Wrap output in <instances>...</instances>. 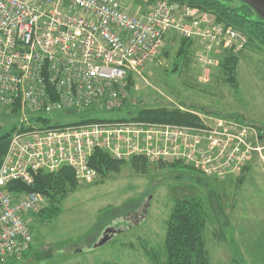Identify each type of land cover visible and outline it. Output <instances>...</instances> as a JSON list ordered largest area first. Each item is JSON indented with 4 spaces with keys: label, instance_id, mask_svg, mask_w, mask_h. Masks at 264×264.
<instances>
[{
    "label": "built area",
    "instance_id": "built-area-1",
    "mask_svg": "<svg viewBox=\"0 0 264 264\" xmlns=\"http://www.w3.org/2000/svg\"><path fill=\"white\" fill-rule=\"evenodd\" d=\"M144 1L133 12L123 0H0V103L20 111L28 126L16 129L24 131L13 134L0 164V263L30 249L26 216L47 203L41 192L8 186L32 187L39 171L68 165L79 179L94 180L96 150L116 159L184 164L222 179L264 159L262 132L240 118L188 109L180 110L195 114L197 123L130 117L61 123L44 116L103 108L107 98L111 108L126 98L129 77L155 59L171 31L200 40L206 52L238 51L246 41L210 12L170 0H151L147 8Z\"/></svg>",
    "mask_w": 264,
    "mask_h": 264
},
{
    "label": "rangeland",
    "instance_id": "rangeland-1",
    "mask_svg": "<svg viewBox=\"0 0 264 264\" xmlns=\"http://www.w3.org/2000/svg\"><path fill=\"white\" fill-rule=\"evenodd\" d=\"M148 1L147 8L152 4ZM123 2L133 12L145 5L144 0ZM183 38L174 31L166 35L159 54L133 78L125 101L115 102L118 107L108 108L107 98L102 109L44 116L50 122L75 123L129 118L143 108L166 106L244 119L264 135V50L255 46L240 53L234 87L214 60H220L224 48L206 52L194 38L185 57L180 53ZM210 59L214 63H207ZM21 116L0 103V136L16 127ZM172 163L148 160L136 169L125 161L107 176L78 178L76 189L57 201L58 215L43 211L49 207L47 199L39 214L26 216L33 237L30 249L0 264H160L165 260V221L177 198L191 197L205 205L204 237L212 264H264V159L256 158L241 173L223 179ZM107 227L110 238L100 244Z\"/></svg>",
    "mask_w": 264,
    "mask_h": 264
},
{
    "label": "trees",
    "instance_id": "trees-1",
    "mask_svg": "<svg viewBox=\"0 0 264 264\" xmlns=\"http://www.w3.org/2000/svg\"><path fill=\"white\" fill-rule=\"evenodd\" d=\"M178 4H187L199 10L212 13L216 21L225 26H232L238 30L246 41L242 48L234 51V47L225 49L220 55L218 64L226 80L234 87H237V65L240 53L248 47H259L264 50V19L257 14L251 6L239 0V4L232 3V0H170ZM181 55H187V48L193 43V39L183 38ZM190 44V45H189ZM178 64V62H176ZM133 76L129 77V88L134 85ZM121 101H125L123 98ZM120 101V102H121ZM120 103L113 104L112 108L118 107ZM102 109V108H100ZM17 110V109H14ZM130 118L153 121H167L182 124H192L199 121L195 114L182 111L180 109H171L166 106L147 107L140 109ZM97 118L82 119L81 121H97ZM102 120H108L104 118ZM28 126L20 123L0 136V163L4 158L13 134L16 130ZM263 135V133H262ZM131 162L136 168H144L148 162L143 156H134L130 160L116 159L108 154L107 151L96 150L90 158V166L98 172V176H107L111 172H118L123 163ZM162 165L165 163L161 162ZM171 166L182 165L172 163ZM79 184V179L72 166L63 165L58 170L39 171L34 177V185L28 187L14 181L8 188L12 191H36L43 193L48 199V206L43 210L50 217L59 214V207L56 205L60 198L67 192L75 190ZM207 225V212L203 201L196 197L177 198L171 209L168 218L165 221V260L160 264H212L209 252L206 248L204 237Z\"/></svg>",
    "mask_w": 264,
    "mask_h": 264
},
{
    "label": "water",
    "instance_id": "water-1",
    "mask_svg": "<svg viewBox=\"0 0 264 264\" xmlns=\"http://www.w3.org/2000/svg\"><path fill=\"white\" fill-rule=\"evenodd\" d=\"M243 1L244 3L248 4L249 6H251L253 8V10L259 14L263 19H264V0H241ZM67 113H75V110L74 109H68L67 110ZM263 138V136H262ZM112 229L110 228L109 230L107 229L106 232L108 231H111ZM116 232V231H114ZM110 235L108 236H102V240H100V244L105 242L106 240H108V238Z\"/></svg>",
    "mask_w": 264,
    "mask_h": 264
},
{
    "label": "flooded vegetation",
    "instance_id": "flooded-vegetation-1",
    "mask_svg": "<svg viewBox=\"0 0 264 264\" xmlns=\"http://www.w3.org/2000/svg\"><path fill=\"white\" fill-rule=\"evenodd\" d=\"M240 1H241V0H240ZM131 211H134V209H133V210H131ZM131 211H130V212H131ZM128 213H129V212H128ZM128 213H127V214H128ZM110 228H111V227H107V228L104 230V234H105V236H108V235H110L109 231H108V232H106V230H107V229H110ZM113 232H114V230H113ZM103 236H104V235H103Z\"/></svg>",
    "mask_w": 264,
    "mask_h": 264
}]
</instances>
